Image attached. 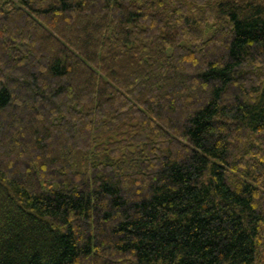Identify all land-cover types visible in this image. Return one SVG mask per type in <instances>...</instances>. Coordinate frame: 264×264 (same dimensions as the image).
Returning <instances> with one entry per match:
<instances>
[{
    "label": "trees",
    "instance_id": "1",
    "mask_svg": "<svg viewBox=\"0 0 264 264\" xmlns=\"http://www.w3.org/2000/svg\"><path fill=\"white\" fill-rule=\"evenodd\" d=\"M0 264H264V0H0Z\"/></svg>",
    "mask_w": 264,
    "mask_h": 264
}]
</instances>
